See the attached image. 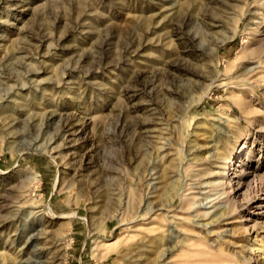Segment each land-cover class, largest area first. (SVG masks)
Masks as SVG:
<instances>
[{"label": "rangeland", "instance_id": "obj_1", "mask_svg": "<svg viewBox=\"0 0 264 264\" xmlns=\"http://www.w3.org/2000/svg\"><path fill=\"white\" fill-rule=\"evenodd\" d=\"M256 237L264 0H0V264H264Z\"/></svg>", "mask_w": 264, "mask_h": 264}, {"label": "bare ground", "instance_id": "obj_2", "mask_svg": "<svg viewBox=\"0 0 264 264\" xmlns=\"http://www.w3.org/2000/svg\"><path fill=\"white\" fill-rule=\"evenodd\" d=\"M204 67L206 68L205 65ZM188 84L192 85L193 82L191 81ZM227 166L231 169L233 177L227 178L226 182L231 180L234 181L236 179V165L233 164V159H231V161L229 160ZM234 184H237V187L239 186L236 181ZM258 238L256 237L253 241H251L250 251L253 255H264V244L261 243ZM117 243L118 241H115L108 245L116 249L118 247ZM215 243L216 241L210 246H205L202 244L192 245L190 241H188L184 243L185 245L181 248V250H175L173 252L168 253L167 256H162V259L159 260L157 264H239L238 261L236 262L233 258L226 256L223 252L224 250L222 249V251L220 250V248H217V246L214 245ZM153 247V242L145 243L142 245L141 249L142 254L144 256L143 264H150L149 254L151 253V249L153 250Z\"/></svg>", "mask_w": 264, "mask_h": 264}]
</instances>
